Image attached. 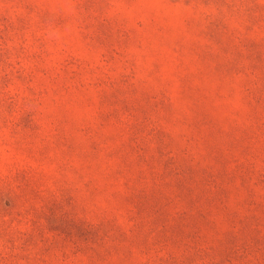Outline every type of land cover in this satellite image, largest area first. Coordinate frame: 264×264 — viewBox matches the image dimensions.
Segmentation results:
<instances>
[{
  "label": "rangeland",
  "instance_id": "rangeland-1",
  "mask_svg": "<svg viewBox=\"0 0 264 264\" xmlns=\"http://www.w3.org/2000/svg\"><path fill=\"white\" fill-rule=\"evenodd\" d=\"M0 264H264V0H0Z\"/></svg>",
  "mask_w": 264,
  "mask_h": 264
},
{
  "label": "trees",
  "instance_id": "trees-1",
  "mask_svg": "<svg viewBox=\"0 0 264 264\" xmlns=\"http://www.w3.org/2000/svg\"><path fill=\"white\" fill-rule=\"evenodd\" d=\"M4 196H7V193H5Z\"/></svg>",
  "mask_w": 264,
  "mask_h": 264
}]
</instances>
